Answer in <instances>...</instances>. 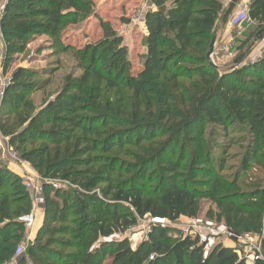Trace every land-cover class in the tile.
<instances>
[{
	"label": "trees",
	"instance_id": "16d2710c",
	"mask_svg": "<svg viewBox=\"0 0 264 264\" xmlns=\"http://www.w3.org/2000/svg\"><path fill=\"white\" fill-rule=\"evenodd\" d=\"M248 2L256 25L235 59L264 28V0ZM225 10L224 0H145V54L135 69L91 0H7L3 73L36 34L61 44L64 28L93 16L103 37L75 50L82 74L41 108L29 99L46 87L32 83L37 71L16 69L3 92L1 135L42 180L75 190L44 185L43 225L14 258L31 198L20 176L0 166V264H103L114 247L108 239L138 219L195 220L203 201L215 207L206 218L238 235H263V259L252 264H264V54L223 69L210 65L206 54ZM231 160L239 162L232 174ZM19 189L24 199L12 197ZM16 200L28 207H13ZM175 234L153 227L136 250L121 239L123 257L112 264H246L232 247L206 251Z\"/></svg>",
	"mask_w": 264,
	"mask_h": 264
},
{
	"label": "rangeland",
	"instance_id": "374dc122",
	"mask_svg": "<svg viewBox=\"0 0 264 264\" xmlns=\"http://www.w3.org/2000/svg\"><path fill=\"white\" fill-rule=\"evenodd\" d=\"M94 9H98L101 12L100 18L103 23L111 28V30L116 33L119 37L123 39L122 45L127 48L128 54L131 56V61L135 65V69H138L141 63V55L145 54L143 36L145 34L143 27V13L145 9V0H91ZM230 0H224L225 9L227 8ZM7 3V0H0V17L2 13L3 6ZM231 20V18H230ZM100 21V22H101ZM244 32L241 38L235 40V44L231 50L232 56L229 58L225 55L214 56L211 59L214 67L219 69L225 68L232 63V60L237 57L238 51L237 47L240 45L241 41H245L246 36L253 31L254 27L247 25L244 26ZM218 30L216 32V45L215 47L222 44L225 39L222 37L224 30L221 23L218 24ZM234 30V28H233ZM229 29L230 35H235V30ZM64 36L61 37V44L54 43L47 35L36 34L30 38H27V44L24 51L21 54L14 56L13 61L7 65L6 71L3 73L2 70V61L5 50V40L4 36L0 30V94L2 93V85L4 82H8L12 73L16 69L24 68L37 71L39 74L37 78L32 80V83L36 85L42 83L46 86L42 91H34L29 95V99L32 101L35 109L41 108L45 101L50 97L58 93L66 82V79L69 77H77L82 74L80 67L82 62L79 60L77 55L74 53L76 49L83 48L85 45L95 44L97 41L102 39L103 30L100 26L99 20H96L93 16L85 17L80 20L78 25L68 26L64 28ZM264 39V38H263ZM262 39V41H263ZM261 41V42H262ZM253 47L250 49L246 56V60L251 61L256 57H259V54H264V48L259 47L260 43H254ZM262 45V43H261ZM264 47V46H263ZM259 53V54H258ZM1 98L0 95V112H1ZM3 111V110H2ZM1 115V114H0ZM132 153H136V150L131 148ZM238 150L236 148H231L229 150V155L234 156ZM19 156V155H18ZM125 161H130L129 157H121ZM0 166L8 169L12 174L20 176L22 180L24 178H29L31 182L36 186L40 185L42 187L43 197L49 191L44 188V185L52 184L58 187H67L71 191L75 190L74 187L66 183H60L58 181H46L42 180L37 173L31 168V166L20 158L18 161L8 160L6 157L1 159L0 157ZM228 173H234L239 166L238 160H231L227 163ZM253 166V164H252ZM253 168V167H252ZM226 173V172H225ZM251 169L246 176H251L253 174ZM10 183L14 180L11 177L7 178ZM18 185V184H16ZM22 189V188H21ZM26 188L24 187V190ZM24 190L20 192V189L13 194L14 199H19L20 196H23ZM21 193V194H20ZM24 199V196L23 198ZM28 200L14 202L13 207H28ZM30 202V215L28 217L21 218L20 221L23 222L21 233L23 236L22 241L15 248L14 258L23 255L27 245L30 242H33L38 231L43 225V206H35L33 202L29 199ZM215 209V207L210 204L208 201L202 202V212L197 219H195L196 225L200 228H205L215 231H223V226L221 224L215 223L214 220L206 218V212L208 209ZM22 217V216H21ZM73 218L70 219V222ZM70 222L66 224L71 229ZM187 226V219L181 218L174 223L166 221H157L144 217L143 219H138L137 226L124 232L114 235L109 238L114 247L107 255L106 260L103 264H112L113 260H120L123 257V250H121L119 243L121 239L126 240L132 250H136L143 242L148 239V236L152 233L153 227H164L172 230L176 234L183 235L185 234ZM57 227H60L57 224ZM9 232H4L3 235L8 234ZM13 232L11 233V235ZM176 234L174 236H176ZM256 236H261L255 234ZM58 238L65 241L69 240V236H58L52 234L48 238ZM44 237L42 243H45L48 239ZM219 238H222L221 241L225 245H232L224 237H214L212 242H206L209 247L211 244L219 243ZM52 249L61 251L62 248L58 246H52ZM13 258V259H14Z\"/></svg>",
	"mask_w": 264,
	"mask_h": 264
},
{
	"label": "built area",
	"instance_id": "2783aa9c",
	"mask_svg": "<svg viewBox=\"0 0 264 264\" xmlns=\"http://www.w3.org/2000/svg\"><path fill=\"white\" fill-rule=\"evenodd\" d=\"M4 7L5 6H3V8L1 9L3 10ZM245 25H247V27L248 26L255 27L256 25V22L253 21L249 16L248 0H242L237 5L231 17V20H229L226 26L228 29L231 28L233 30L234 28L235 35L228 36L222 44L215 47L212 57L218 56V55H225L230 58L232 56L231 50L233 48V45L235 44L234 42L236 39H239L242 37L244 29H245L244 27ZM263 46H264V39L262 42H260L259 47L264 48ZM260 56H261V53L259 54V57ZM8 82L3 83L2 93L0 94L1 96H3V92L8 85ZM8 142H9L8 139L2 136L0 133V157L1 159H4L6 157L8 160L18 161L19 156L17 152L14 150L13 147H11L8 144ZM23 185L26 188L27 192L29 193L33 204L35 206H43L44 198L42 194V187L40 185L35 186L29 178L23 179ZM182 236L190 237L193 240L194 239L198 240L200 244H204L205 246H207L206 242L207 243L212 242L215 236L216 237L222 236L227 241L232 243L230 247L236 249L237 255L239 256L240 259L244 260L246 264H252L257 259H260V260L263 259V256L261 253V240L263 238V235L261 236L238 235L226 229L225 227L223 228V231L221 232L215 231V230H209V229L198 227L194 219H187V226H186L185 234H183ZM219 239H222V238H219ZM220 241L218 242L222 244V242ZM211 246H213V244H211L209 247H206V251L209 250Z\"/></svg>",
	"mask_w": 264,
	"mask_h": 264
},
{
	"label": "water",
	"instance_id": "95a60500",
	"mask_svg": "<svg viewBox=\"0 0 264 264\" xmlns=\"http://www.w3.org/2000/svg\"><path fill=\"white\" fill-rule=\"evenodd\" d=\"M242 0H230L223 16L221 19V26L222 28L226 27V25L228 24V20L230 19V17L233 15L237 5L241 2ZM264 38V28L262 30H260L255 38H254V43H260L262 41V39ZM215 45H216V36H214L209 44L208 47V51L206 54V60L209 61L210 65H213V63L211 62V57L214 53L215 50ZM253 47V44L246 50L245 54H243L242 56H240L239 58L234 60V65H239L241 63V61L245 58V55L247 56L248 52L250 51V49Z\"/></svg>",
	"mask_w": 264,
	"mask_h": 264
},
{
	"label": "crops",
	"instance_id": "0c3cea01",
	"mask_svg": "<svg viewBox=\"0 0 264 264\" xmlns=\"http://www.w3.org/2000/svg\"><path fill=\"white\" fill-rule=\"evenodd\" d=\"M232 17V16H231ZM230 17V18H231ZM230 20V19H229ZM229 20H228V22H229ZM227 26V25H226ZM225 28V30L226 31H223V33L221 34L222 35V37H223V39H226L228 36H230V33L228 32L229 31V29L227 28V27H224ZM224 28L223 29H221V30H224ZM221 240V239H220ZM220 242H222V241H220ZM222 245L223 246H225V247H230L229 245H225L224 243H222Z\"/></svg>",
	"mask_w": 264,
	"mask_h": 264
}]
</instances>
